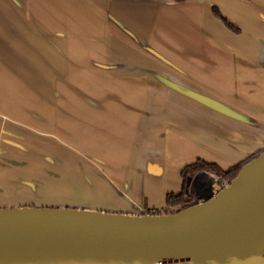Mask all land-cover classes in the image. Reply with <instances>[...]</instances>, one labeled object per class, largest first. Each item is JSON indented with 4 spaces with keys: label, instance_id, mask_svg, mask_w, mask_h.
<instances>
[{
    "label": "crops",
    "instance_id": "crops-1",
    "mask_svg": "<svg viewBox=\"0 0 264 264\" xmlns=\"http://www.w3.org/2000/svg\"><path fill=\"white\" fill-rule=\"evenodd\" d=\"M263 151L264 0H0V208L164 211Z\"/></svg>",
    "mask_w": 264,
    "mask_h": 264
},
{
    "label": "water",
    "instance_id": "water-1",
    "mask_svg": "<svg viewBox=\"0 0 264 264\" xmlns=\"http://www.w3.org/2000/svg\"><path fill=\"white\" fill-rule=\"evenodd\" d=\"M211 187L172 214L0 208V264H264V151Z\"/></svg>",
    "mask_w": 264,
    "mask_h": 264
},
{
    "label": "trees",
    "instance_id": "trees-1",
    "mask_svg": "<svg viewBox=\"0 0 264 264\" xmlns=\"http://www.w3.org/2000/svg\"><path fill=\"white\" fill-rule=\"evenodd\" d=\"M175 1H183V0H175ZM226 24L227 21L223 19ZM248 160L247 162H249ZM242 163L233 169L228 171L222 170L219 166L213 163H208L203 160H196L193 163L186 165L182 170V178H183V189L178 194L170 193L166 196V209L164 211H153L148 214H172L178 212L182 209H185L189 206L194 205L195 203H190L187 197V179L188 177L195 176L198 172L201 171H211L220 177L226 178L229 182H231L239 173L240 169L247 163Z\"/></svg>",
    "mask_w": 264,
    "mask_h": 264
},
{
    "label": "built area",
    "instance_id": "built-area-1",
    "mask_svg": "<svg viewBox=\"0 0 264 264\" xmlns=\"http://www.w3.org/2000/svg\"><path fill=\"white\" fill-rule=\"evenodd\" d=\"M221 182H220V189H215L214 186L212 184L206 186V184H198V182L193 181V183L191 184V187L189 189V192L187 194V197H191L194 196L193 194H195V197L193 198L196 202L201 201L206 195H208L210 193L209 187H211V191L213 193H217L219 190H221L222 188H224L225 186H227L230 182L225 179V178H220ZM205 185V188H202V186ZM190 194V195H189ZM195 202V203H196ZM190 203H193L192 201Z\"/></svg>",
    "mask_w": 264,
    "mask_h": 264
},
{
    "label": "rangeland",
    "instance_id": "rangeland-1",
    "mask_svg": "<svg viewBox=\"0 0 264 264\" xmlns=\"http://www.w3.org/2000/svg\"><path fill=\"white\" fill-rule=\"evenodd\" d=\"M208 172V174H211V176H212V179H213V182H211V184L214 186V188L217 190V189H220V182H221V177L219 176V175H217V174H215V173H213V172H211V171H207ZM209 177V176H208ZM223 178V177H222ZM226 179V178H225ZM198 184H201V183H198ZM46 186V185H45ZM28 188L30 189V190H32V191H35V189L37 188V186L36 185H29L28 186ZM44 188V187H43ZM46 189H48V187L46 186L45 187ZM51 189V188H50ZM42 194L43 195H47V194H44L43 192H42ZM67 194V193H66ZM73 194H75V195H77L76 194V192L75 193H73ZM72 194V195H73ZM42 195V196H43ZM190 195V194H189ZM194 196H192V198L189 196L188 197V199H189V201L191 202H193V203H195L196 201L193 199L194 197H195V194H193ZM68 196V195H67ZM39 198V197H38ZM61 198V197H60ZM39 199H41V198H39ZM40 203H50V204H56L57 203V201L55 202L54 200H52V198H44V199H42L41 201H40ZM58 203H64V204H66L67 202H62V201H60V202H58ZM62 205V204H61ZM66 208V207H65Z\"/></svg>",
    "mask_w": 264,
    "mask_h": 264
},
{
    "label": "flooded vegetation",
    "instance_id": "flooded-vegetation-1",
    "mask_svg": "<svg viewBox=\"0 0 264 264\" xmlns=\"http://www.w3.org/2000/svg\"><path fill=\"white\" fill-rule=\"evenodd\" d=\"M194 181L201 183V184L207 183L206 178H204L202 175L197 176L196 179H194ZM192 183H193V181L190 184H192Z\"/></svg>",
    "mask_w": 264,
    "mask_h": 264
}]
</instances>
